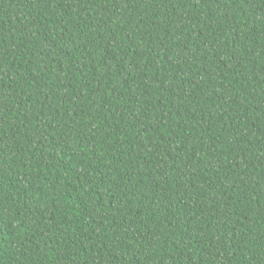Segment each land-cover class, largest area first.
<instances>
[{"label": "trees", "instance_id": "obj_1", "mask_svg": "<svg viewBox=\"0 0 264 264\" xmlns=\"http://www.w3.org/2000/svg\"><path fill=\"white\" fill-rule=\"evenodd\" d=\"M0 264H264V0H0Z\"/></svg>", "mask_w": 264, "mask_h": 264}]
</instances>
